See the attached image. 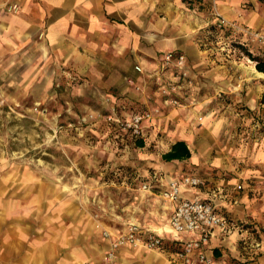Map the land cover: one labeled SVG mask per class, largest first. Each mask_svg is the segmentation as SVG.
Here are the masks:
<instances>
[{"label":"clouds","instance_id":"1","mask_svg":"<svg viewBox=\"0 0 264 264\" xmlns=\"http://www.w3.org/2000/svg\"><path fill=\"white\" fill-rule=\"evenodd\" d=\"M262 60L264 0H0V264H264Z\"/></svg>","mask_w":264,"mask_h":264},{"label":"trees","instance_id":"2","mask_svg":"<svg viewBox=\"0 0 264 264\" xmlns=\"http://www.w3.org/2000/svg\"><path fill=\"white\" fill-rule=\"evenodd\" d=\"M262 65H264V61H262ZM190 154L187 152V149L184 145L179 146L178 154L175 156L166 157V159H186Z\"/></svg>","mask_w":264,"mask_h":264},{"label":"crops","instance_id":"3","mask_svg":"<svg viewBox=\"0 0 264 264\" xmlns=\"http://www.w3.org/2000/svg\"><path fill=\"white\" fill-rule=\"evenodd\" d=\"M138 144H140L142 146L143 141H138ZM238 195H240L242 197L243 196V193L240 192V193H238ZM253 211H255V209H253ZM253 221L255 222L253 224L254 225V228H256V227H259L260 228L262 226V224L260 223V221H256V220H253ZM251 223H253V222H251ZM221 255H222V253H221L220 249H214V256L216 258H219ZM234 264H235V262H234ZM249 264H253V262L252 261H249Z\"/></svg>","mask_w":264,"mask_h":264},{"label":"rangeland","instance_id":"4","mask_svg":"<svg viewBox=\"0 0 264 264\" xmlns=\"http://www.w3.org/2000/svg\"><path fill=\"white\" fill-rule=\"evenodd\" d=\"M245 51H247V50L245 49ZM253 58L254 59H258L257 57H253ZM262 61H264V60H262ZM261 103H264V99L261 100ZM241 193H243V191H241ZM260 199H261L262 202H264V195H262L260 197ZM251 222H253V223H251ZM254 223L255 222L253 220H251L250 224H249V227L253 228V231L255 230L254 225H253ZM260 223L262 224V226L260 227V230H261V232H264V214H262V216H261ZM254 234H255V232H254Z\"/></svg>","mask_w":264,"mask_h":264}]
</instances>
